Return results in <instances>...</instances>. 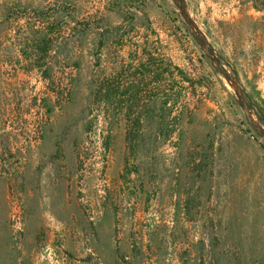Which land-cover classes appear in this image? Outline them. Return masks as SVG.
I'll list each match as a JSON object with an SVG mask.
<instances>
[{"label": "rangeland", "instance_id": "obj_1", "mask_svg": "<svg viewBox=\"0 0 264 264\" xmlns=\"http://www.w3.org/2000/svg\"><path fill=\"white\" fill-rule=\"evenodd\" d=\"M184 1L264 130V0ZM0 264H264V140L175 0H0Z\"/></svg>", "mask_w": 264, "mask_h": 264}, {"label": "water", "instance_id": "obj_2", "mask_svg": "<svg viewBox=\"0 0 264 264\" xmlns=\"http://www.w3.org/2000/svg\"><path fill=\"white\" fill-rule=\"evenodd\" d=\"M178 3L181 15L183 16L185 22L191 27L192 31L197 34V40L201 44L202 48L205 51V54L207 57L211 60L212 64L215 66L216 70L222 74V76L230 83V85L234 88L236 91V94L238 98L241 100L244 113L246 115V118L248 122L251 124V126L257 131L259 136L264 140V130L259 126V124L254 120L253 115L250 111L248 102L245 97V92L242 88V86L237 82L236 79L230 76L222 67L220 64V61L215 58L212 55L211 49L209 47V44L203 34V32L200 30L196 22L191 18L189 15L187 9H186V4L184 0H175ZM203 40V42H202Z\"/></svg>", "mask_w": 264, "mask_h": 264}]
</instances>
